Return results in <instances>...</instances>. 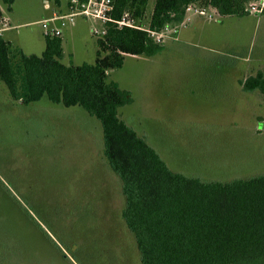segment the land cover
Masks as SVG:
<instances>
[{"label": "rangeland", "instance_id": "rangeland-1", "mask_svg": "<svg viewBox=\"0 0 264 264\" xmlns=\"http://www.w3.org/2000/svg\"><path fill=\"white\" fill-rule=\"evenodd\" d=\"M49 1L0 0L12 26L4 37L25 54L43 52L41 20L70 2ZM92 27L101 23L77 16L61 28L62 63H94ZM170 30L160 52L126 55L108 71L132 98L119 117L174 172L222 182L264 173V94L242 89L264 73V14L195 16L184 33ZM103 151L101 124L84 109L46 97L24 104L0 81V264H140L119 217L121 180Z\"/></svg>", "mask_w": 264, "mask_h": 264}, {"label": "trees", "instance_id": "trees-1", "mask_svg": "<svg viewBox=\"0 0 264 264\" xmlns=\"http://www.w3.org/2000/svg\"><path fill=\"white\" fill-rule=\"evenodd\" d=\"M203 1L221 17L247 15L244 4L252 0H154L148 30L180 24L187 5ZM148 2L115 0L112 16L128 14L141 23ZM2 18L0 10V23ZM96 44L94 63L65 65L60 37L44 36V50L35 55L0 34V81L16 101L46 97L64 107L79 106L100 122L104 157L122 184L119 217L133 234L140 264H264V173L222 182L170 170L119 117V108L132 98L107 79L126 55L153 56L162 44L147 30L112 23ZM242 89L264 94V73L247 76Z\"/></svg>", "mask_w": 264, "mask_h": 264}, {"label": "built area", "instance_id": "built-area-1", "mask_svg": "<svg viewBox=\"0 0 264 264\" xmlns=\"http://www.w3.org/2000/svg\"><path fill=\"white\" fill-rule=\"evenodd\" d=\"M114 1L115 0H70L66 13H55L49 18L41 20V24L44 29V36L60 37L62 33L61 28L65 26L67 22H72L75 17L81 16L86 19L97 20L101 23V28H91L92 33L97 34L98 36L104 35L106 32V25L112 23L117 27L127 26L147 30L157 42L160 41L163 31H150L148 30V27H143L138 24L136 20L131 18L128 14H123L121 18L115 19L112 16ZM263 7L264 0H254V2L250 3V5L246 8V11L258 14L263 11ZM185 11H192L208 21H215L220 16L216 8L211 5L198 6L197 4H188ZM51 22H58V24L56 26H50Z\"/></svg>", "mask_w": 264, "mask_h": 264}, {"label": "crops", "instance_id": "crops-1", "mask_svg": "<svg viewBox=\"0 0 264 264\" xmlns=\"http://www.w3.org/2000/svg\"><path fill=\"white\" fill-rule=\"evenodd\" d=\"M44 3L46 4L45 6L46 7H48V4H49V7H50V1L49 0H44ZM52 9H53V7H52ZM1 11H2V13H3V18H2V21H1V23H0V34L2 35V37L5 39V40H8V41H10L9 39H7V38H5L4 37V32H6L10 27H12V26H8L7 25V22H8V20H9V18L8 17H6L5 15H4V11L2 10V9H0ZM53 14H55V12H54V9H53V11H52V13H51V16L53 15ZM50 16V17H51ZM195 16H199V15H197V14H195L194 12H192V11H188V12H185V16H184V20L180 23V24H178V25H174V26H171V25H169V26H167V27H165V29L168 31V30H170L169 28H173V29H171L172 31H174V30H178V31H181L182 33H184L183 31H185V30H187V29H189V27H190V25L193 23V17H195ZM46 19V18H45ZM43 20V19H42ZM170 30V31H171ZM11 43H12V41H10ZM13 44V43H12ZM14 45V44H13ZM64 53V52H63Z\"/></svg>", "mask_w": 264, "mask_h": 264}]
</instances>
